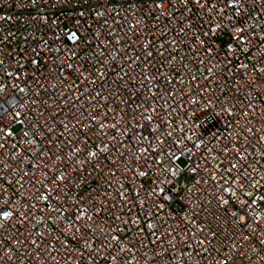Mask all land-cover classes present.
<instances>
[{"label": "built area", "instance_id": "obj_1", "mask_svg": "<svg viewBox=\"0 0 264 264\" xmlns=\"http://www.w3.org/2000/svg\"><path fill=\"white\" fill-rule=\"evenodd\" d=\"M0 264H264V0H0Z\"/></svg>", "mask_w": 264, "mask_h": 264}]
</instances>
